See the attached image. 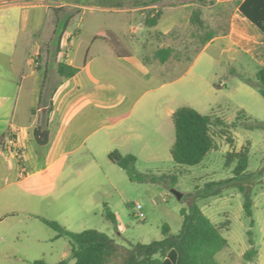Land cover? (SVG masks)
Here are the masks:
<instances>
[{"label":"rangeland","instance_id":"rangeland-1","mask_svg":"<svg viewBox=\"0 0 264 264\" xmlns=\"http://www.w3.org/2000/svg\"><path fill=\"white\" fill-rule=\"evenodd\" d=\"M161 1L194 4L191 19L178 27L171 42L165 39L175 52L162 68V81L172 83L158 89H152L157 84L149 83L146 93H138L141 102L160 103L155 108L158 115L154 121L162 148L155 155L138 156L136 169L157 177L165 174L168 183L133 181L124 168L106 155L86 154L67 159L70 169L82 164V171L68 170L64 178L51 176V171H47L21 183L19 171L0 175V264H33L37 260L56 264L63 259L74 264L70 239H55L57 231L38 216L57 221L74 232L96 229L130 246L162 239L167 225L173 226L170 231L176 233L183 218L181 208L192 203H197L228 239V246L216 255L221 264H264V125L252 127L256 126L255 121L264 124V96L255 85L263 66L264 46L261 49L258 43H249L243 37L260 39L263 31L242 14L244 20L237 34L219 38L204 48L209 33L228 34L231 16L241 0ZM130 2L148 4L151 0ZM153 13L155 17L159 14ZM128 41L132 46L134 40ZM161 46L164 44H146V59L151 60ZM184 106L226 122L213 125L217 146L197 166L179 165L171 153L176 128L167 113ZM139 109L143 114L138 115H145L150 108ZM243 111L245 116H240ZM245 148L249 151L248 167L241 178L234 179L236 153ZM48 161L47 156L32 160L26 172L32 173ZM172 178L177 182H172ZM230 179L234 180L222 183ZM49 182L57 183L58 189L66 187L47 197H41L40 191L29 193L25 189ZM211 182L220 183L215 186L220 191L205 195L203 190ZM172 189L182 193L181 199ZM246 194L253 201L252 216L245 211ZM106 205L116 214L117 224L107 217ZM252 247L257 249V255L247 260L244 254Z\"/></svg>","mask_w":264,"mask_h":264},{"label":"crops","instance_id":"crops-1","mask_svg":"<svg viewBox=\"0 0 264 264\" xmlns=\"http://www.w3.org/2000/svg\"><path fill=\"white\" fill-rule=\"evenodd\" d=\"M193 8L191 3L162 1L0 0V142L4 145L0 175L19 171L21 183L47 171L64 178L68 170L82 171V164L70 169L71 156L109 158L115 150L137 157L159 153L162 141L154 118L160 103L141 102L138 93L148 91L149 83L157 84L152 89L172 83L162 81V68L174 58L170 42L178 27L191 19ZM154 11L159 18L151 26L147 21L155 17ZM242 14L238 4L228 34H215L204 48L237 34ZM101 31L111 32L116 45L96 38ZM243 37L261 49L264 46V32L260 39ZM129 39L134 40L132 46ZM151 42L164 46L147 60L143 52ZM163 47L173 48L164 63L155 57ZM261 63L264 68V60ZM62 64L77 72L63 76ZM139 106L150 109L138 115ZM175 111L169 110L167 117L173 119ZM43 156L49 158L45 166L27 173L31 161ZM95 164L99 165L97 159ZM65 187L58 189L57 183L49 182L25 189L47 197ZM182 223L183 218L176 233Z\"/></svg>","mask_w":264,"mask_h":264},{"label":"trees","instance_id":"trees-1","mask_svg":"<svg viewBox=\"0 0 264 264\" xmlns=\"http://www.w3.org/2000/svg\"><path fill=\"white\" fill-rule=\"evenodd\" d=\"M161 0H151L157 2ZM241 12L251 20L260 30L264 32V0L239 1ZM159 15L148 19L151 26L157 23ZM58 32V29H57ZM214 33H209L207 41L214 38ZM96 38H103L116 45V39L111 32L101 31ZM172 47H163L156 51L155 57L161 62H166L172 55ZM77 72L76 68L62 64L60 73L65 77H71ZM255 84L264 96V68L257 74ZM252 81V80H251ZM245 111L240 116H245ZM176 128V138L171 153L175 163L184 166H197L207 158L209 153L216 148L215 137L212 127L215 124H226V122L211 114H203L197 109L184 106L177 109L173 114ZM256 126L264 124L258 121ZM40 133V131H39ZM249 151L247 148L236 153L238 164L234 170L236 178H241L249 163ZM109 158L124 168L129 178L133 181L163 182L168 183V176L160 177L138 173L136 169L137 156L133 154H122L115 150L109 154ZM264 169V164L262 165ZM223 181L222 183L230 182ZM176 183L177 179L172 178ZM220 183L211 182L203 190L205 195L218 193L220 190L215 186ZM253 201L249 194L245 195V211L249 216L253 215ZM106 215L117 224L116 214L106 205ZM183 216L182 227L177 233H172L170 228H163L164 237L150 243L138 242L133 245L119 243L116 238L96 229H86L74 232L66 229L57 221L38 216L44 223L57 231L56 238L68 237L71 243V255L74 264H221L216 255L228 246V239L222 234L220 228L202 210L197 203H192L188 208H181ZM257 249L252 247L245 254L247 260H253L257 255ZM33 264H48L44 260H37ZM56 264H68L63 259Z\"/></svg>","mask_w":264,"mask_h":264},{"label":"built area","instance_id":"built-area-1","mask_svg":"<svg viewBox=\"0 0 264 264\" xmlns=\"http://www.w3.org/2000/svg\"><path fill=\"white\" fill-rule=\"evenodd\" d=\"M3 151H4V145L0 142V153H3ZM19 154H20L19 151H16V152H15V155L18 156ZM138 207L140 208L141 205L138 204Z\"/></svg>","mask_w":264,"mask_h":264},{"label":"water","instance_id":"water-1","mask_svg":"<svg viewBox=\"0 0 264 264\" xmlns=\"http://www.w3.org/2000/svg\"><path fill=\"white\" fill-rule=\"evenodd\" d=\"M172 191L176 194V196L178 197V199H181L182 193L180 191H178L177 189H172Z\"/></svg>","mask_w":264,"mask_h":264}]
</instances>
